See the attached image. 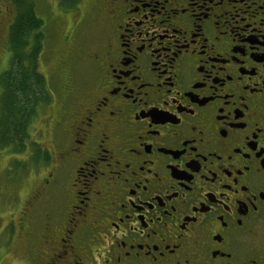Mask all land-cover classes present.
Instances as JSON below:
<instances>
[{
  "label": "flooded vegetation",
  "instance_id": "obj_1",
  "mask_svg": "<svg viewBox=\"0 0 264 264\" xmlns=\"http://www.w3.org/2000/svg\"><path fill=\"white\" fill-rule=\"evenodd\" d=\"M38 2L0 0V118L13 30L51 70L25 195L1 170L12 264H264V0Z\"/></svg>",
  "mask_w": 264,
  "mask_h": 264
},
{
  "label": "trees",
  "instance_id": "obj_2",
  "mask_svg": "<svg viewBox=\"0 0 264 264\" xmlns=\"http://www.w3.org/2000/svg\"><path fill=\"white\" fill-rule=\"evenodd\" d=\"M33 22V27L30 25V28H25V26L28 27L25 24L24 28H20L21 37L16 29L13 30L15 32L13 42L18 47H20L21 38L23 56L19 55L21 50L19 48L14 54L13 68L4 75L7 93L3 99L4 112L0 122L5 131L4 139L6 138L9 143H14L13 145L17 148L19 145L23 146V140L29 137L26 132L27 123L32 122L37 113V107L47 95L45 78L37 65L43 48L39 40L42 35L36 34L32 43L30 41L34 35L33 31L40 27L42 21L33 19Z\"/></svg>",
  "mask_w": 264,
  "mask_h": 264
},
{
  "label": "rangeland",
  "instance_id": "obj_3",
  "mask_svg": "<svg viewBox=\"0 0 264 264\" xmlns=\"http://www.w3.org/2000/svg\"><path fill=\"white\" fill-rule=\"evenodd\" d=\"M43 0H39L38 2V6L42 5ZM44 11V10H43ZM41 11V13L43 12ZM32 38V37H31ZM30 38V39H31ZM84 39V37H83ZM86 43L89 42V37L86 38L84 40ZM62 45V44H61ZM54 46V44L52 45V47ZM51 47V43L46 41V48L50 49ZM60 44L56 46V49H59ZM49 49L48 52H49ZM55 49V51H56ZM54 50V48H53ZM41 52H40V59H41ZM44 58H46V56H44ZM45 62H47L45 64V66L40 67V70L43 71H47L49 73H51L50 70V60L49 59H45ZM38 66H40V62H37ZM13 62L11 63V68L9 70H11L13 67ZM54 90V88H53ZM51 112H41L37 110V113L35 114V117L37 119V123H35L34 128L31 130L32 134L35 135L38 132V129H43V126L46 125L47 121L45 120H41V117L45 115L46 120L48 115ZM6 154L3 157H0V178H1V182L6 183L7 181V176L8 174H1V170L4 169V167L6 166V164H8V160L11 158V156H13L9 161H12L15 158H17L16 161H14V165L15 163L18 162L19 168L22 170L21 175L22 176H27L25 177V179L21 180V184H20V191L19 194L20 196L25 195L27 189H28V184L31 180H34V176H33V170L29 169V166L27 165L30 157L29 154L27 152H25L24 147L20 146L19 150L16 151L15 149H13V151H9L8 149H6ZM9 153V154H7ZM19 158V159H18ZM9 165V164H8ZM3 171V170H2ZM13 173V171H11ZM9 173V172H8ZM9 183V181L7 182V184ZM7 184L4 185V187L7 186ZM0 191H2L0 189ZM10 192L8 191L7 193L4 194V199L6 197H8V194ZM10 213V210H4V211H0V264H12L13 262L18 261L20 258H22L23 256H26L23 253H20V248L22 247V243L18 242V243H12V238L14 233L12 232V230L9 229V223H8V219L6 216H8ZM19 236L17 237V239L15 238L14 241H20V239H18Z\"/></svg>",
  "mask_w": 264,
  "mask_h": 264
},
{
  "label": "bare ground",
  "instance_id": "obj_4",
  "mask_svg": "<svg viewBox=\"0 0 264 264\" xmlns=\"http://www.w3.org/2000/svg\"><path fill=\"white\" fill-rule=\"evenodd\" d=\"M45 10V9H44ZM78 47V46H77Z\"/></svg>",
  "mask_w": 264,
  "mask_h": 264
}]
</instances>
